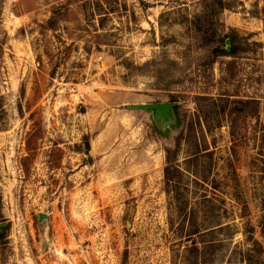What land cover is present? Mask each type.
<instances>
[{
	"label": "rangeland",
	"instance_id": "rangeland-1",
	"mask_svg": "<svg viewBox=\"0 0 264 264\" xmlns=\"http://www.w3.org/2000/svg\"><path fill=\"white\" fill-rule=\"evenodd\" d=\"M89 1L0 0V264H264V0Z\"/></svg>",
	"mask_w": 264,
	"mask_h": 264
},
{
	"label": "trees",
	"instance_id": "trees-1",
	"mask_svg": "<svg viewBox=\"0 0 264 264\" xmlns=\"http://www.w3.org/2000/svg\"><path fill=\"white\" fill-rule=\"evenodd\" d=\"M204 13L200 16V18H203L205 21L204 23H207L206 19H208L211 15H215L219 11H224L229 7L228 3L225 0H203L202 2ZM84 8L86 11H88L89 17H95L96 15L100 16L99 20V27L104 29L105 28V20L106 16H108L109 12L108 10L100 3L96 2V4L90 2L89 0H85L84 2ZM212 9L213 11L208 12L207 10ZM262 16V19L264 20V9L262 10V13L260 14ZM201 32L202 30L199 29ZM205 33H208L207 31ZM231 41H232V48L231 51L227 52L225 49L217 48L214 52V56L212 59V63L220 57H237L241 51H243L242 44L240 43V40H238V35L235 33L231 34ZM257 46H261V43H255ZM3 228L0 230V241L3 239V236L1 235V231L3 232ZM262 248L261 244L252 238V249L247 250V253L244 256V262L247 264H252L254 253L257 251L256 249Z\"/></svg>",
	"mask_w": 264,
	"mask_h": 264
},
{
	"label": "water",
	"instance_id": "water-1",
	"mask_svg": "<svg viewBox=\"0 0 264 264\" xmlns=\"http://www.w3.org/2000/svg\"><path fill=\"white\" fill-rule=\"evenodd\" d=\"M227 51H230V41L227 40ZM175 107V104H155V105H138L136 108L140 110H151L155 113V116L158 120L163 119H171L173 108ZM91 149L90 143H86V152L89 153ZM5 225L0 224V229L3 228Z\"/></svg>",
	"mask_w": 264,
	"mask_h": 264
}]
</instances>
